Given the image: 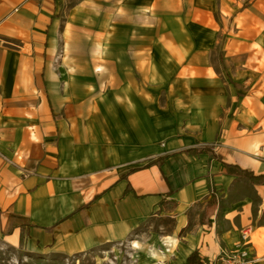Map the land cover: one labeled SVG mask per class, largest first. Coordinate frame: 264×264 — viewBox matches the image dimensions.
I'll use <instances>...</instances> for the list:
<instances>
[{
  "label": "crops",
  "instance_id": "1",
  "mask_svg": "<svg viewBox=\"0 0 264 264\" xmlns=\"http://www.w3.org/2000/svg\"><path fill=\"white\" fill-rule=\"evenodd\" d=\"M242 1L0 0V241L213 263L251 229L264 264V0Z\"/></svg>",
  "mask_w": 264,
  "mask_h": 264
},
{
  "label": "rangeland",
  "instance_id": "2",
  "mask_svg": "<svg viewBox=\"0 0 264 264\" xmlns=\"http://www.w3.org/2000/svg\"><path fill=\"white\" fill-rule=\"evenodd\" d=\"M251 0H243L240 7H246ZM219 61L223 54L219 52ZM157 222L156 225H159ZM130 242L110 245L94 252H85L73 257L43 256L24 248H13L0 241V264H131Z\"/></svg>",
  "mask_w": 264,
  "mask_h": 264
},
{
  "label": "built area",
  "instance_id": "3",
  "mask_svg": "<svg viewBox=\"0 0 264 264\" xmlns=\"http://www.w3.org/2000/svg\"><path fill=\"white\" fill-rule=\"evenodd\" d=\"M42 1V0H38ZM251 229L241 231V240L235 249L230 251L227 256L220 258L213 263L203 264H250L251 263Z\"/></svg>",
  "mask_w": 264,
  "mask_h": 264
},
{
  "label": "trees",
  "instance_id": "4",
  "mask_svg": "<svg viewBox=\"0 0 264 264\" xmlns=\"http://www.w3.org/2000/svg\"><path fill=\"white\" fill-rule=\"evenodd\" d=\"M227 169H228V172L231 175L244 177L246 179H249L253 183H258V182L263 181L262 178H256V177H254V175L252 173H249L247 171H243V170H241L239 168H234L232 166H227ZM187 264H203V261L200 259L199 255L197 253H194L193 255H191L188 258Z\"/></svg>",
  "mask_w": 264,
  "mask_h": 264
},
{
  "label": "bare ground",
  "instance_id": "5",
  "mask_svg": "<svg viewBox=\"0 0 264 264\" xmlns=\"http://www.w3.org/2000/svg\"><path fill=\"white\" fill-rule=\"evenodd\" d=\"M169 244V243H168ZM133 255V254H132Z\"/></svg>",
  "mask_w": 264,
  "mask_h": 264
}]
</instances>
